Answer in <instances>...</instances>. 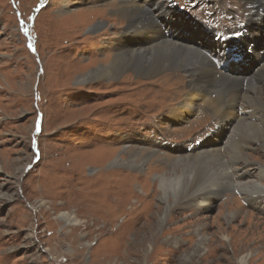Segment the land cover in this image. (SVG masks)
<instances>
[{
	"label": "rangeland",
	"instance_id": "obj_1",
	"mask_svg": "<svg viewBox=\"0 0 264 264\" xmlns=\"http://www.w3.org/2000/svg\"><path fill=\"white\" fill-rule=\"evenodd\" d=\"M157 1L190 25L195 41L187 33L184 43L204 51L218 41L196 33L197 20L247 35L249 16L263 15L253 8L259 0ZM114 3L0 0V264H264V139L251 124L225 127L193 101L183 119L166 120L188 94L190 77L180 67L156 77L128 71L79 81L110 60L117 27L127 25L114 17ZM165 19L159 24L172 30L175 20ZM263 25L256 26L260 39L249 38L240 74L256 64L252 49L264 53ZM256 112L252 127L264 136V111ZM223 130L229 182L221 188L225 174L215 185L210 175L167 212L156 180L170 170L163 157L196 154ZM125 149L154 154L141 168L116 164Z\"/></svg>",
	"mask_w": 264,
	"mask_h": 264
},
{
	"label": "bare ground",
	"instance_id": "obj_2",
	"mask_svg": "<svg viewBox=\"0 0 264 264\" xmlns=\"http://www.w3.org/2000/svg\"><path fill=\"white\" fill-rule=\"evenodd\" d=\"M68 3L67 1L65 2V4ZM114 4H116V6L112 7L114 17L120 19L126 18L127 25L124 28L117 27V32L114 35L115 39L112 41L113 49H111V53L113 55L110 60L99 64L95 69L89 70L86 75L79 77V81L83 82L84 79L89 78H117L128 71H131L132 75L138 77H156L157 75H161L162 72L164 73V71L168 72L175 69V67H180L182 71H185V76L188 75L190 77L187 85L188 94L184 99L185 104L182 103L180 108H176L163 116L166 120L176 122L183 119L187 114L191 113V105L193 103L198 104L199 102L201 106L204 104L213 113L220 115L223 126L230 127L233 124L245 126V124H251L250 129L254 132V137L257 136L260 139H264L263 133L252 127L254 125L252 123L253 119L259 116L256 110L264 111V53H258L253 50V53H255L253 63L256 64L246 75L240 74L238 68L234 64L231 65L232 61L229 62V60L226 64L227 66L223 65L219 68L218 64L212 62L208 57L207 51L198 47L196 42L184 43L186 39L184 36L187 33V36L189 35L188 37L190 38L189 41H193L189 29L190 25L184 21H180V18L175 20L171 9L166 11L157 0H115ZM145 4L147 5L145 6ZM170 4L171 7L174 6L172 3ZM150 6L153 8L151 9ZM157 7H160L159 13L155 14L154 11L156 12ZM253 8H257L256 12L263 15H259L255 21L249 16L246 27L248 36L241 38V42L244 44L247 42V39H254L256 36H259L260 32L256 30V26L264 23V0H259ZM158 16H163L166 18V21L172 22L175 20V23L170 28L172 30H165L159 24L160 17ZM167 24L169 25V22ZM100 25H102L100 22L95 23L93 29H97ZM193 25L196 26V33H199L201 36L207 35L206 29L208 28L204 25L202 26L198 20ZM143 31H145V34H143ZM165 32H168V34ZM212 37H214V34ZM152 41H155V43L162 42L148 49L139 47L144 46L147 42L151 44ZM216 44L220 46L219 43ZM217 45H215L216 49H218ZM128 47L134 48L126 51L121 49ZM216 57L223 62L227 60L226 57L219 54ZM211 79H214L212 83L210 82ZM206 81L209 82L208 86ZM218 83H222L223 91L217 92V89L215 90L214 87ZM190 101H193V103H190ZM225 133V130H223V136L219 140L216 137H210L206 142V148L198 150L196 154L192 153L185 157L179 156L177 157L178 159L174 158V160L163 157L165 165L170 167V170L156 175V180L160 197L166 202L167 212L172 207L181 204L179 200L182 193L186 192L185 197L188 201L187 195L191 191L197 192L195 186L207 180L210 175L211 183L215 185L219 177L225 174L221 188H224L225 182H229L228 179L230 177H227V173L223 172L224 169L221 163V151H224L226 148L220 142H224ZM262 149L264 150V142ZM125 153L127 155L126 158L116 159V164H124L137 168H141L144 160L154 154L146 152L143 149H129V151L125 149ZM259 169L264 172V166H259ZM258 185L261 187L260 184ZM262 188L264 189V187ZM171 197L174 199L172 200L173 202L170 201ZM66 216L69 217L68 215ZM197 235L200 238L199 244H203L201 236Z\"/></svg>",
	"mask_w": 264,
	"mask_h": 264
},
{
	"label": "snow or ice",
	"instance_id": "obj_3",
	"mask_svg": "<svg viewBox=\"0 0 264 264\" xmlns=\"http://www.w3.org/2000/svg\"><path fill=\"white\" fill-rule=\"evenodd\" d=\"M23 21H21L20 22V24H21V28L26 32L27 31V29H24L23 28ZM233 35H240V33L237 31V32H233L232 33ZM223 37H221V39H222ZM32 46H31V44H29V48H31ZM41 131V126H40V117L38 116L37 117V122H36V132L37 133H39ZM33 147L35 148L36 147V142L35 141H33Z\"/></svg>",
	"mask_w": 264,
	"mask_h": 264
}]
</instances>
